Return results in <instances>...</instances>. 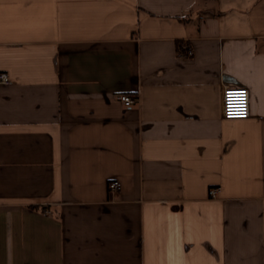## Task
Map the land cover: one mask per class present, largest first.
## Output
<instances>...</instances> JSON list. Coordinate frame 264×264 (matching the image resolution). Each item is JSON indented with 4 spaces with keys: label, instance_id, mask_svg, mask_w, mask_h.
Returning a JSON list of instances; mask_svg holds the SVG:
<instances>
[{
    "label": "crops",
    "instance_id": "1",
    "mask_svg": "<svg viewBox=\"0 0 264 264\" xmlns=\"http://www.w3.org/2000/svg\"><path fill=\"white\" fill-rule=\"evenodd\" d=\"M1 72L0 264H264V0H0Z\"/></svg>",
    "mask_w": 264,
    "mask_h": 264
},
{
    "label": "built area",
    "instance_id": "2",
    "mask_svg": "<svg viewBox=\"0 0 264 264\" xmlns=\"http://www.w3.org/2000/svg\"><path fill=\"white\" fill-rule=\"evenodd\" d=\"M12 82L7 73H0V83L9 85ZM222 94V118L225 120H240L249 119L251 110V93L246 87L236 88L230 84H225L223 87ZM231 93V95H229ZM119 100L122 102L123 106L131 107L137 103V97L125 94L119 96ZM109 192L113 193L121 189V183L117 180H113L108 186ZM218 193L216 188L210 191V196L215 197Z\"/></svg>",
    "mask_w": 264,
    "mask_h": 264
},
{
    "label": "snow or ice",
    "instance_id": "3",
    "mask_svg": "<svg viewBox=\"0 0 264 264\" xmlns=\"http://www.w3.org/2000/svg\"><path fill=\"white\" fill-rule=\"evenodd\" d=\"M229 95H231V93Z\"/></svg>",
    "mask_w": 264,
    "mask_h": 264
}]
</instances>
